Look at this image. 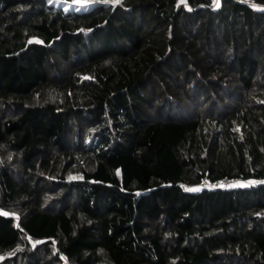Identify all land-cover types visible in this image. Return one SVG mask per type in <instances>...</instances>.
<instances>
[{"label":"trees","instance_id":"1","mask_svg":"<svg viewBox=\"0 0 264 264\" xmlns=\"http://www.w3.org/2000/svg\"><path fill=\"white\" fill-rule=\"evenodd\" d=\"M253 1L0 0V264H264Z\"/></svg>","mask_w":264,"mask_h":264},{"label":"built area","instance_id":"2","mask_svg":"<svg viewBox=\"0 0 264 264\" xmlns=\"http://www.w3.org/2000/svg\"><path fill=\"white\" fill-rule=\"evenodd\" d=\"M242 1H247V2L250 3V4H254V1H253V0H242ZM235 182H236V181H233L232 184H234ZM203 184H204V185H214V186H219V185L228 184V182H224V181H222V182L210 183V182H208V181H205V182H203Z\"/></svg>","mask_w":264,"mask_h":264},{"label":"rangeland","instance_id":"3","mask_svg":"<svg viewBox=\"0 0 264 264\" xmlns=\"http://www.w3.org/2000/svg\"><path fill=\"white\" fill-rule=\"evenodd\" d=\"M77 1H81V0H77Z\"/></svg>","mask_w":264,"mask_h":264}]
</instances>
